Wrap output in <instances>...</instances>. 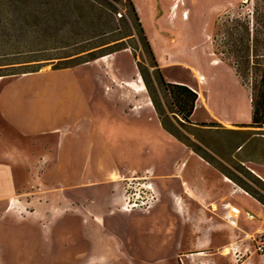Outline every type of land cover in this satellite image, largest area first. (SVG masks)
<instances>
[{
    "label": "rangeland",
    "instance_id": "obj_1",
    "mask_svg": "<svg viewBox=\"0 0 264 264\" xmlns=\"http://www.w3.org/2000/svg\"><path fill=\"white\" fill-rule=\"evenodd\" d=\"M186 1L193 12L211 7L217 15L213 33L201 35L195 46V52L200 50L202 55L200 67L207 61L229 65L234 71L238 66L252 98L253 73L259 70L253 66L264 64V0ZM184 8L185 3L180 11ZM82 9L83 15L79 13ZM151 16H147L148 29L156 51L161 54L165 49L170 57L181 54L177 35L168 36L170 45L159 38L156 41ZM133 19L128 0H0V81L42 69L76 67L89 60L92 52L100 56L120 49L100 57L99 68L105 75L122 81L139 78L138 92L149 84L167 127L229 179L227 183L241 187L264 206V125L226 123L232 126L228 127L203 111L195 120L208 119L206 124H194L186 122L182 114L171 113L178 110L171 106L170 93L160 78L167 82L190 79L189 75L179 67L162 68L144 39L145 32ZM96 33L105 34L94 37ZM222 90L233 97L239 93L222 81L212 88L213 96ZM246 109L248 113V103ZM35 166L28 167L31 176L26 178L24 190L0 203V264H183L184 253L192 248L189 237L199 212L193 207L194 199L177 201L169 189L156 184L161 177L177 174V164L163 176L138 171L95 180L89 194L74 192L68 196L71 205L61 210L49 206L66 202V195L52 191L54 186L62 189L61 184L52 186L51 180L44 184L39 176L42 164ZM252 208L246 217L251 222L259 219L261 231L248 239L250 248L235 244L231 251L225 249L228 255L223 264H264V251L258 248L264 245V218L257 215V207ZM236 224L234 228L243 232L242 225Z\"/></svg>",
    "mask_w": 264,
    "mask_h": 264
},
{
    "label": "crops",
    "instance_id": "obj_2",
    "mask_svg": "<svg viewBox=\"0 0 264 264\" xmlns=\"http://www.w3.org/2000/svg\"><path fill=\"white\" fill-rule=\"evenodd\" d=\"M132 1L160 66L179 67L190 78L167 79V82L185 85L197 95L199 90L207 93L204 104L198 95L192 123L206 124L208 119L195 120L197 113L203 111L209 119L221 124H250L252 98L236 71L229 65L208 61L203 69L200 67L202 55L200 50L195 52V46L198 47L201 35H210L215 29L217 15L211 7L193 12L186 7V0ZM183 3L185 8L180 11ZM148 15L155 19L156 41L159 38L158 41L170 45L172 39L168 36L177 35L181 54L169 53L170 57L165 49L161 54L156 51L148 29ZM184 56L187 59H182ZM100 59L0 81V203L24 190L26 178L31 176L28 167L36 168V163L42 164L40 180L44 184L51 180L52 186L61 184L62 189L54 186L52 191L66 195V202L49 203L54 210L71 205L68 196L74 192L89 194L90 183L95 180L138 171H153L163 176L177 164V174L161 177L156 184L169 189L177 201L194 199L193 207L199 212L196 229L189 237L192 248L184 253L183 264L186 261L187 264L196 261V264H223L228 255L225 249L231 251L235 244L250 248V240L261 231L258 229L261 221L251 222L246 213H252L254 206L259 209L257 215L264 218V206L241 187L233 184L236 189L227 183L229 179L209 161L193 153L164 128L148 89L137 91L141 88L139 78L122 81L115 75L106 76L104 69L99 68L103 61ZM126 69L129 70L127 66ZM190 70L198 71L205 79L196 75L198 81L191 78ZM222 81L239 93L233 97L231 92L222 90L213 96L212 88ZM236 223L242 225L243 232L234 228Z\"/></svg>",
    "mask_w": 264,
    "mask_h": 264
},
{
    "label": "trees",
    "instance_id": "obj_3",
    "mask_svg": "<svg viewBox=\"0 0 264 264\" xmlns=\"http://www.w3.org/2000/svg\"><path fill=\"white\" fill-rule=\"evenodd\" d=\"M131 6V11H132V15H133V21L135 23V25L137 27H140L142 32L144 33V29L142 27L141 21H140V17L139 14L136 10V7L133 3L132 0H128ZM79 9V8H78ZM79 12V11H78ZM81 15L84 14L83 9L82 12H79ZM103 34H98L96 33V35L94 37H98L100 35H104ZM144 39L147 41V45H149V49L152 52V48L149 44V41L144 33ZM125 49V48H124ZM120 50V49H119ZM116 50V51H119ZM113 51V52H116ZM108 53V54H103V55H98V53L96 52H92L89 54L90 59L84 61L83 63L86 62H90V61H94L99 59L100 57L106 56V55H110L112 54ZM105 58V57H104ZM250 66H246V71H250L249 69ZM253 67L258 68V73H253V80H254V85H253V93H252V105H253V118H252V123H251V127L254 128H262L264 125V64H255ZM239 67H236V74L237 76L241 79L242 81V85H245V81L243 80L245 78L244 75H242L238 69ZM163 81V86L169 91L170 93V97H171V106H174L177 108V112L171 110V113H175L178 115H183L184 116V120L188 123H192V115L195 111V107H196V102L198 100V95L197 93L193 92L189 87L185 86V85H181V84H173V83H168L164 81V78H160ZM161 83V82H160ZM148 92L152 98V102L154 104V107L156 108V111L162 121V124L164 126V128L171 133L172 135H174L176 138L177 135L171 131L166 123L163 120V113L160 110V104L158 103L157 99H156V95L155 93L152 91L151 87L149 84L146 83ZM206 126V125H205ZM179 139V138H178ZM180 140V139H179ZM181 141V140H180Z\"/></svg>",
    "mask_w": 264,
    "mask_h": 264
},
{
    "label": "bare ground",
    "instance_id": "obj_4",
    "mask_svg": "<svg viewBox=\"0 0 264 264\" xmlns=\"http://www.w3.org/2000/svg\"><path fill=\"white\" fill-rule=\"evenodd\" d=\"M187 14V13H186ZM195 75L199 78L200 77V79L201 80H204V77H203V75L202 74H199L198 73V71H195ZM202 84V83H201ZM199 95H200V100L202 101V102H205V97H204V94H203V92L200 90L199 91ZM226 126H228V127H232L231 125H229V124H225ZM228 251V250H227Z\"/></svg>",
    "mask_w": 264,
    "mask_h": 264
},
{
    "label": "built area",
    "instance_id": "obj_5",
    "mask_svg": "<svg viewBox=\"0 0 264 264\" xmlns=\"http://www.w3.org/2000/svg\"><path fill=\"white\" fill-rule=\"evenodd\" d=\"M118 16L120 17V18H122L123 17V15L120 13V14H118ZM134 206H138V205H134ZM259 248V250L260 251H264V245H262V246H259L258 247Z\"/></svg>",
    "mask_w": 264,
    "mask_h": 264
}]
</instances>
